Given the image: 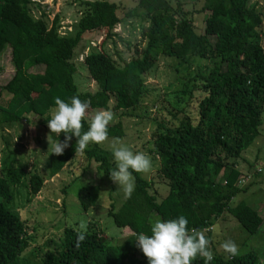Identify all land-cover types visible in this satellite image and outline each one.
Here are the masks:
<instances>
[{
  "label": "trees",
  "instance_id": "obj_1",
  "mask_svg": "<svg viewBox=\"0 0 264 264\" xmlns=\"http://www.w3.org/2000/svg\"><path fill=\"white\" fill-rule=\"evenodd\" d=\"M190 1L196 0H137L134 8L118 15V4L111 0H74L80 7L79 17L72 29L61 34L60 17L48 19L39 0H0V54L9 48L14 68L10 80L0 85V128L31 123L34 117L47 126L55 97L78 96L89 102V117L95 110L106 109L149 122L153 128L148 153L168 186L167 194L157 201L150 192L153 181L133 173L131 198L118 208L111 205L107 212L117 227L130 230L129 235L114 244L93 224L84 229L67 225L58 244L34 262L24 255L33 240L30 228L11 205L17 187L29 197L40 192L45 179L36 171L29 173L4 138L0 264H147L133 239L139 232L149 233L152 213L161 219L185 216L189 229L208 238L213 256L209 264H263L252 249L235 256L213 249L210 229L224 213L250 235L264 225V218L244 201L229 205L248 188L241 184L249 176H242L239 160L264 124V13L254 0H204L194 12H205L203 30L198 33L193 14L184 9ZM35 5L40 8L38 17L33 15ZM130 18L143 21L140 39L134 44L115 30ZM95 30L103 34L99 49L83 59L94 89L80 90L72 58L83 36ZM117 42L131 51L127 59ZM195 60H208L212 66L194 68ZM162 61L173 62L179 84L161 99L156 95L153 105L159 101L155 106L159 113L151 115L146 99L155 94L146 78ZM81 123V131H86L87 123ZM124 135L120 119L108 125L107 137ZM75 149L73 138L62 155L48 157V178L82 159L94 163L102 177L109 179L108 171L114 167L110 150L96 144L82 152ZM259 168L252 175L260 173ZM99 192L98 185L79 186L76 199L82 211L96 205ZM192 264H204V260L198 256Z\"/></svg>",
  "mask_w": 264,
  "mask_h": 264
},
{
  "label": "rangeland",
  "instance_id": "obj_2",
  "mask_svg": "<svg viewBox=\"0 0 264 264\" xmlns=\"http://www.w3.org/2000/svg\"><path fill=\"white\" fill-rule=\"evenodd\" d=\"M118 4L117 14L121 15L122 10L132 9L136 6L137 0H111ZM258 3V7L264 13V0H254ZM39 5L42 7L48 17L53 19L55 15L60 17V33H67L72 29L75 21L79 17V9L77 2L74 0H39ZM38 3V2H37ZM204 0L190 1L184 5V9L191 11L193 22L198 33H201L204 26L205 12H197ZM33 15H40V8L33 7ZM143 21L138 18L123 19V22L116 27L117 33L122 38L131 44L136 43L140 39V27ZM102 31H92L86 33L79 42L72 63L76 67L75 81L78 88L81 90H93L94 82L90 78L84 63V57L93 50H98L102 39ZM110 53H113L112 45L107 46ZM118 50L122 51V56L126 59L130 56L131 51L126 50L125 46L117 42ZM194 68H209L212 63L208 60L193 61ZM173 62L162 61L150 76L146 78V83L153 90L155 95H151L146 99L147 111L151 115H157L156 104L153 105L156 95L161 99L163 93L171 91L179 84V79L175 78V72L172 69ZM14 72L13 65L10 61V50L6 48L0 54V85L6 84L12 77ZM172 83V84H171ZM171 84V86H170ZM97 111V110H95ZM94 111V112H95ZM92 112V114L94 113ZM162 112V111H161ZM163 113V112H162ZM123 122L125 135L120 138L107 137L102 144H96L106 150L113 140H118L121 144L129 147L133 151H139L147 154L149 157L150 133L153 128L147 122L139 120L135 117H126L119 112L113 114V119L109 124ZM141 121V122H140ZM3 129V130H2ZM0 128V155L4 146V138L9 140L11 149L14 151L18 162L28 167L29 173L38 172L45 179L44 184L37 194L26 196L25 191L21 187H17L14 199V205H11V210L17 213L21 220L25 221L30 228V234L33 240L30 246L24 251V255L34 262H39L41 253L48 249H52L58 244L62 236L65 226L72 225L76 228H83L87 224H93L94 228L101 229L113 243H117L124 236L130 234L128 228L117 227L108 210L113 207L118 208L123 199L115 191L116 186L110 179H105L97 171L94 163H87L82 159L73 162L71 166L64 167L57 175L48 178L47 162L48 157L36 155L33 152L39 150L41 155L47 151L46 136L49 134V129L46 125L40 122L39 118H32L30 122H22L21 124H13L12 126ZM261 133L243 153L240 158V171L242 176H249L248 179L241 182L243 185H248L247 190L238 192L230 202V206L236 205L239 201H244L246 204L255 208L264 218V124L262 125ZM29 151V153H28ZM151 159V157H150ZM151 170L146 174H141L149 181H153L150 192L156 195L157 201L161 200L167 192L168 186L164 180L158 175L156 165L157 162L152 160ZM250 164H255L254 168L260 167L261 172L256 176L252 175L254 168ZM98 185L100 188L99 198L94 207L88 211H82L76 194L79 186L83 184ZM229 216V217H228ZM158 218L155 213L150 216L151 222ZM211 232V247L218 252L224 253L219 244L226 239L232 240L238 246V253H245L249 250H255L261 262L264 264V225L257 234L250 235L246 233L240 224L227 213L221 215V218L215 220ZM130 262V261H129Z\"/></svg>",
  "mask_w": 264,
  "mask_h": 264
},
{
  "label": "clouds",
  "instance_id": "obj_3",
  "mask_svg": "<svg viewBox=\"0 0 264 264\" xmlns=\"http://www.w3.org/2000/svg\"><path fill=\"white\" fill-rule=\"evenodd\" d=\"M89 102L82 101L78 96L67 100L54 98V106L49 109L46 119L49 134L46 136L47 151L41 155L47 158L50 155H62L69 147V141L75 138L76 151H84L89 144H102L108 136V125L113 119L110 110H97L89 117L87 111ZM87 123L86 131H81L82 123ZM56 134V139H52ZM63 134V140L60 139ZM114 167L108 171L109 179L116 186V192L123 200L131 198L135 190V176L133 173L146 174L151 170L150 157L139 151H133L118 140L109 145ZM28 151V153H29ZM188 220L179 215L171 219H154L149 226V233L139 232L133 239L136 246L147 258V264H192L199 256L204 264L213 259L209 250V240L198 231L187 227ZM219 248L229 256L238 253V246L230 239L223 240Z\"/></svg>",
  "mask_w": 264,
  "mask_h": 264
},
{
  "label": "built area",
  "instance_id": "obj_4",
  "mask_svg": "<svg viewBox=\"0 0 264 264\" xmlns=\"http://www.w3.org/2000/svg\"><path fill=\"white\" fill-rule=\"evenodd\" d=\"M38 1V0H37Z\"/></svg>",
  "mask_w": 264,
  "mask_h": 264
}]
</instances>
